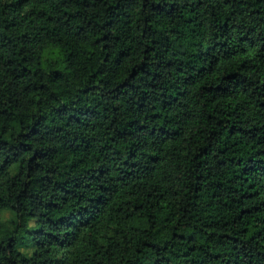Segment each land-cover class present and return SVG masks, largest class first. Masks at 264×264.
Here are the masks:
<instances>
[{"label": "trees", "instance_id": "16d2710c", "mask_svg": "<svg viewBox=\"0 0 264 264\" xmlns=\"http://www.w3.org/2000/svg\"><path fill=\"white\" fill-rule=\"evenodd\" d=\"M0 264H264V0H0Z\"/></svg>", "mask_w": 264, "mask_h": 264}, {"label": "rangeland", "instance_id": "374dc122", "mask_svg": "<svg viewBox=\"0 0 264 264\" xmlns=\"http://www.w3.org/2000/svg\"><path fill=\"white\" fill-rule=\"evenodd\" d=\"M2 216H3L4 219H11V218H13L14 215H13V213L11 211L6 210V211H3ZM22 250H24V251H26L28 253L31 252L30 248H28V249L23 248Z\"/></svg>", "mask_w": 264, "mask_h": 264}]
</instances>
